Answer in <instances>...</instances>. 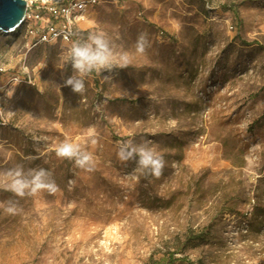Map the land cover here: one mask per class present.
<instances>
[{"label": "rangeland", "instance_id": "1", "mask_svg": "<svg viewBox=\"0 0 264 264\" xmlns=\"http://www.w3.org/2000/svg\"><path fill=\"white\" fill-rule=\"evenodd\" d=\"M40 24L0 32V173L42 167L59 191L0 190V203L20 208H0V264H146L221 208L206 240L174 264H264V0H97L68 42H37L27 30ZM95 31L132 63L90 73L79 95L63 84L73 73L64 61ZM129 139L164 154L159 178L118 160ZM66 141L86 145L93 171L55 155ZM151 216L161 228L149 238L138 221Z\"/></svg>", "mask_w": 264, "mask_h": 264}, {"label": "clouds", "instance_id": "2", "mask_svg": "<svg viewBox=\"0 0 264 264\" xmlns=\"http://www.w3.org/2000/svg\"><path fill=\"white\" fill-rule=\"evenodd\" d=\"M83 0H78L73 8L83 9ZM149 46L146 34L138 36L135 50L143 54ZM65 65L71 66L73 73L68 76L63 84L70 87L74 93L79 95L86 91L85 79L92 73L111 72L115 68H126L132 63V56L125 51L117 52L110 38L103 31L89 33L86 38L73 42L64 61ZM19 81H17L18 83ZM16 83V84H17ZM59 87V86H58ZM14 88L6 90L5 95L11 97ZM98 133L95 129L89 131L88 142L95 146L98 143ZM58 158L74 161L78 168L89 172L95 168L93 154L86 150V145L81 143L63 142L55 149ZM121 163L135 161L137 171L142 175L159 178L166 166L164 154L150 146L149 142L134 143L132 139L121 142L116 152ZM0 190L9 191L15 197L24 198L35 196L41 191L55 194L59 187L53 178L51 171L45 168L25 170L23 164L0 173ZM0 208L8 214L15 215L20 211L18 200H8L0 203Z\"/></svg>", "mask_w": 264, "mask_h": 264}, {"label": "built area", "instance_id": "3", "mask_svg": "<svg viewBox=\"0 0 264 264\" xmlns=\"http://www.w3.org/2000/svg\"><path fill=\"white\" fill-rule=\"evenodd\" d=\"M26 1V10L24 20L31 19L39 21L40 26L28 27V33L36 35L37 42H47L53 39H59L63 42L70 41L77 34L76 25L82 17V12L86 7L97 0H83L85 7L83 9L73 8L78 0H42L34 2Z\"/></svg>", "mask_w": 264, "mask_h": 264}, {"label": "trees", "instance_id": "4", "mask_svg": "<svg viewBox=\"0 0 264 264\" xmlns=\"http://www.w3.org/2000/svg\"><path fill=\"white\" fill-rule=\"evenodd\" d=\"M222 9H229L234 14L236 9L233 7L222 6ZM243 45H250L254 42L240 41ZM223 208L218 212V214L205 226L199 229H193L187 227L182 233L174 235L172 239L167 240L163 243V250H152L148 256L146 264H174L177 261H182L186 257L183 253L188 248H193L198 246L201 242L206 240V234L210 230L213 221L220 217ZM155 255H159L155 257ZM182 255V256H181Z\"/></svg>", "mask_w": 264, "mask_h": 264}, {"label": "water", "instance_id": "5", "mask_svg": "<svg viewBox=\"0 0 264 264\" xmlns=\"http://www.w3.org/2000/svg\"><path fill=\"white\" fill-rule=\"evenodd\" d=\"M25 0H0V32L8 33L23 24Z\"/></svg>", "mask_w": 264, "mask_h": 264}, {"label": "bare ground", "instance_id": "6", "mask_svg": "<svg viewBox=\"0 0 264 264\" xmlns=\"http://www.w3.org/2000/svg\"><path fill=\"white\" fill-rule=\"evenodd\" d=\"M173 216L174 215L170 216V228L178 226V219ZM157 221L155 217L151 216L149 218L142 219V221L139 220L138 225L141 226L145 235L151 238L155 234V232L159 231L161 228V225Z\"/></svg>", "mask_w": 264, "mask_h": 264}]
</instances>
